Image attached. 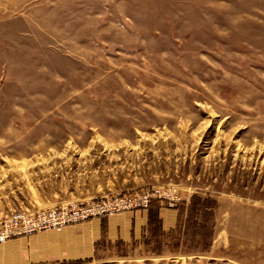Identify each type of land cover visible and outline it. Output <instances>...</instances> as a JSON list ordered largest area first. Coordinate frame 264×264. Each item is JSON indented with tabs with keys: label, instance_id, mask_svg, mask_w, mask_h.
I'll list each match as a JSON object with an SVG mask.
<instances>
[{
	"label": "rangeland",
	"instance_id": "1",
	"mask_svg": "<svg viewBox=\"0 0 264 264\" xmlns=\"http://www.w3.org/2000/svg\"><path fill=\"white\" fill-rule=\"evenodd\" d=\"M137 211L139 242L41 264H264V0H0V264Z\"/></svg>",
	"mask_w": 264,
	"mask_h": 264
},
{
	"label": "crops",
	"instance_id": "2",
	"mask_svg": "<svg viewBox=\"0 0 264 264\" xmlns=\"http://www.w3.org/2000/svg\"><path fill=\"white\" fill-rule=\"evenodd\" d=\"M164 232L171 231L176 224L172 210L159 208L156 213ZM148 212L137 211L105 220H92L84 224L35 236L25 242H9L5 249L4 264H41L50 261H80L94 257L96 245L106 243H136L145 235ZM2 264V263H1Z\"/></svg>",
	"mask_w": 264,
	"mask_h": 264
},
{
	"label": "built area",
	"instance_id": "3",
	"mask_svg": "<svg viewBox=\"0 0 264 264\" xmlns=\"http://www.w3.org/2000/svg\"><path fill=\"white\" fill-rule=\"evenodd\" d=\"M156 194H152V196H155ZM144 198V200H146L148 202V200L150 199V195L148 194H144L142 196ZM141 203H142V198H141ZM119 204H123L125 205L126 203L121 201L119 202ZM106 206H95L93 207V212L90 214H83L80 212H75L74 210H71L70 212H64L62 213L59 218L57 220H55V225H64V224H71V223H77L83 219H86L87 217H89L88 215H92L93 213L97 212V211H101L103 213V209ZM101 214V213H100ZM45 225L44 222H37V223H32V224H28L27 223V228L24 231V233H32L34 230H38L40 228H42ZM4 240V236H0V241Z\"/></svg>",
	"mask_w": 264,
	"mask_h": 264
}]
</instances>
